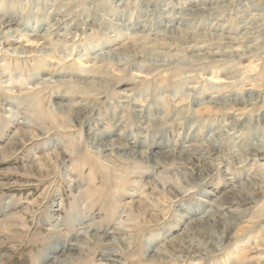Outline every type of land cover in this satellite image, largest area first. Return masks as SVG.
<instances>
[{
    "label": "rangeland",
    "instance_id": "obj_1",
    "mask_svg": "<svg viewBox=\"0 0 264 264\" xmlns=\"http://www.w3.org/2000/svg\"><path fill=\"white\" fill-rule=\"evenodd\" d=\"M0 264H264V0H0Z\"/></svg>",
    "mask_w": 264,
    "mask_h": 264
}]
</instances>
